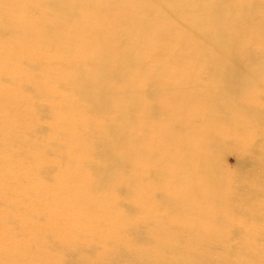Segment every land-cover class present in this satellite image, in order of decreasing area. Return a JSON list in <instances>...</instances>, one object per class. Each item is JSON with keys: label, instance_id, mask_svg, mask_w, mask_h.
I'll list each match as a JSON object with an SVG mask.
<instances>
[{"label": "bare ground", "instance_id": "6f19581e", "mask_svg": "<svg viewBox=\"0 0 264 264\" xmlns=\"http://www.w3.org/2000/svg\"><path fill=\"white\" fill-rule=\"evenodd\" d=\"M258 78L264 0H0V264H264Z\"/></svg>", "mask_w": 264, "mask_h": 264}, {"label": "rangeland", "instance_id": "374dc122", "mask_svg": "<svg viewBox=\"0 0 264 264\" xmlns=\"http://www.w3.org/2000/svg\"><path fill=\"white\" fill-rule=\"evenodd\" d=\"M214 50H218V48H215ZM207 59L211 58V52H208L205 56ZM207 70H204V73H206ZM251 82V81H250ZM202 84H205L203 86H208L209 88H214L215 89V86L217 85V83H214V82H207L206 80H204L202 82ZM254 84L257 85L260 89H264V79L262 78H258V79H255L254 80ZM233 88V85L230 84V83H224V84H221V85H218L216 86V91H213L211 92L210 94H208L207 96H211V97H216L218 98L221 102H224V103H231L232 101H237V102H240V101H244L245 99V96H240V97H237V96H229V95H226V97L222 96L221 97H218L220 96L221 92H223V90H231ZM199 90H201V88H199ZM247 99V98H246ZM205 99H201L199 100V104L198 106H203L205 105ZM208 106V104H206ZM261 103H255V107L256 108H260ZM255 110L256 109H250L249 111H247V109H238L236 108L234 111H232L231 113V117H235V115L237 113L240 112V114H246V113H249V114H254L255 113ZM243 112V113H242ZM210 115L214 116L216 115L215 112H207V114H200L199 115V119H200V122L202 123H205V124H208V125H214V126H221V125H224L223 123V120L219 119V118H216V117H211ZM250 120H252V118H244V121L243 122H251ZM227 130H231L229 132H227ZM226 132V134L228 133H241V134H251V133H254V132H258V130L256 129H245L243 128V126H236V127H231V128H226V130L224 131ZM225 161H226V164L229 166V167H233L234 166V159H233V155L232 154H226V158H225ZM237 218V217H234V219Z\"/></svg>", "mask_w": 264, "mask_h": 264}]
</instances>
